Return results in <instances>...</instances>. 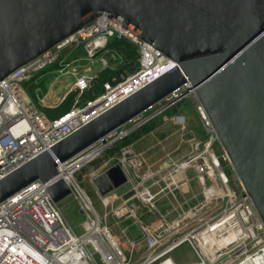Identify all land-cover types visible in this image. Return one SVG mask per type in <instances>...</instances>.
I'll use <instances>...</instances> for the list:
<instances>
[{
	"label": "built area",
	"instance_id": "built-area-1",
	"mask_svg": "<svg viewBox=\"0 0 264 264\" xmlns=\"http://www.w3.org/2000/svg\"><path fill=\"white\" fill-rule=\"evenodd\" d=\"M111 37L124 39L136 48L139 66L132 74L121 76L116 84L105 83L103 92L84 104H79L76 98L72 108L56 118H49L32 102L23 82L32 80L54 64L57 69L44 74L52 71L63 74L77 62L95 59L103 54ZM103 63L106 66L107 60ZM176 65L159 50L100 14L90 24L0 81V179ZM93 78L78 75L69 91H77L80 95L90 87ZM187 97L193 99L205 142H189L190 152L182 161L166 156L158 171L135 155L134 142L103 159L106 162L90 174L91 182L109 166L118 163L126 175L125 183H130L123 195H117L114 189L101 196L94 186L105 209L109 208L103 216L73 174L115 146L117 142L106 141L125 125L106 136L104 141L57 164L59 176L70 186V195L77 200L85 216L82 236L75 233L40 181L28 184L0 202V264H95L88 245L104 264H157L183 244L196 254L197 264H254L255 260L264 264L263 223L243 188L239 187V193L230 188L220 158L214 151V145L219 143L214 128L189 82L149 108L147 111L158 109L139 124ZM142 114L128 123L136 122ZM185 120L183 115H177L174 121L184 126ZM190 170L203 188L204 199L201 203L196 199L185 208L177 206L170 218L157 207L155 200L159 195L168 199L190 185ZM211 204L213 208L220 206L221 211L201 218ZM109 216L114 221L131 218L138 226L139 241L147 250L137 259L130 258L114 237L107 224ZM136 245V242L131 243L132 252Z\"/></svg>",
	"mask_w": 264,
	"mask_h": 264
},
{
	"label": "water",
	"instance_id": "water-1",
	"mask_svg": "<svg viewBox=\"0 0 264 264\" xmlns=\"http://www.w3.org/2000/svg\"><path fill=\"white\" fill-rule=\"evenodd\" d=\"M100 14L177 65L1 178L0 202L35 181L70 196L58 163L189 82L264 226V0H0V81ZM126 181L118 163L92 180L101 196Z\"/></svg>",
	"mask_w": 264,
	"mask_h": 264
},
{
	"label": "rangeland",
	"instance_id": "rangeland-1",
	"mask_svg": "<svg viewBox=\"0 0 264 264\" xmlns=\"http://www.w3.org/2000/svg\"><path fill=\"white\" fill-rule=\"evenodd\" d=\"M102 57L103 54L97 56L93 60H82L77 62V64H74L66 69L63 74L55 71L46 74L40 72L36 74L32 80L23 82V86L26 88V92L30 96L32 102L42 110L56 107L70 92L69 90L72 89L78 75L95 77L96 73L104 67L103 61L106 62V60ZM51 68L52 66L46 68L45 70L48 71ZM41 99H43V103L41 102ZM157 109L153 108L152 110L143 113L142 116L134 123H127L124 127L114 132L113 135L106 141L134 142L132 149L135 155H137L140 159H144L145 164L150 166L154 171H158L159 167L163 164L166 160V156L168 155L176 160H184L185 156L191 149L189 142H205L200 120L191 97L185 98L178 105L167 109L163 115L156 118L154 122L148 123L145 128H148V130L150 128V131L145 132V130L138 133V128L141 126L144 127L146 124H139L142 119L146 118ZM177 115H183L186 118L184 126L175 123L174 120ZM216 142H219L218 139ZM214 151L220 158L222 169L229 179L230 188L239 193V187H241V185L235 176L229 161L227 158L222 156L225 155V153L219 143L214 145ZM107 154L108 152H104L95 162L85 165L82 169L73 174L74 179L86 192L94 208L102 216L106 209L102 204L99 195L95 191V187L90 179V174L94 169H96L98 164L100 166L102 162L108 158ZM193 176V172L191 170L188 171V177L191 180L190 185L184 186L180 192L175 193L173 196H169L168 199L164 198L163 195L157 196V199L155 200L157 207L163 213L167 214L168 217L172 218L174 216V208L177 206L185 208L187 205L193 204L196 199L199 203L203 201V188ZM128 187L130 188L129 182L123 184L115 190L116 194H125ZM219 204H221V202H219ZM58 206L61 208L62 214L69 222L75 233L78 236H82L84 233L85 216L82 212H80L81 208L77 200L70 195L58 202ZM213 207L214 204L206 207V211L202 214L201 218H206L211 213L217 214L221 211L220 206L216 208ZM106 212H109V208ZM147 216L148 213L145 210V218ZM107 224L113 231L114 237L119 241L120 246L126 251L130 245L128 246V236H125L122 233L125 221H121V219L114 221L109 216L107 218ZM88 249V252L93 256L95 264H104L100 256L93 250L92 246L88 245ZM145 249L147 250V247L142 244L140 246V250L145 251ZM174 251L177 252V256L183 255L184 258H173L175 263H181L183 261H188L189 259L191 260L190 264L198 263L196 254L187 244H183ZM129 253L130 249L127 251V255H129ZM171 263L172 261L167 256L157 264Z\"/></svg>",
	"mask_w": 264,
	"mask_h": 264
},
{
	"label": "trees",
	"instance_id": "trees-1",
	"mask_svg": "<svg viewBox=\"0 0 264 264\" xmlns=\"http://www.w3.org/2000/svg\"><path fill=\"white\" fill-rule=\"evenodd\" d=\"M103 57L107 60V65L96 73L95 77L91 81L90 87L87 90L82 92L80 95L77 91L69 92L65 99L56 107L48 109L46 108L44 110L38 106L37 107L49 118H56L57 116L69 111L77 97L79 99V104H83L88 100H92L103 92L105 83L116 84L121 80V76L132 74L139 66V55L136 52V48L124 39H118L115 37L111 38L108 41L105 51L103 52ZM51 69H57V64L52 65ZM45 72L46 70L43 71V73ZM162 115L163 113L147 121L144 127L141 126L138 128V133L145 130V132L150 131V128L149 130L148 128H145L146 125L148 123L154 122L156 118L159 116L161 117ZM131 143L133 142H117L115 146L111 147L107 151V157L114 155V152L119 148Z\"/></svg>",
	"mask_w": 264,
	"mask_h": 264
},
{
	"label": "crops",
	"instance_id": "crops-1",
	"mask_svg": "<svg viewBox=\"0 0 264 264\" xmlns=\"http://www.w3.org/2000/svg\"><path fill=\"white\" fill-rule=\"evenodd\" d=\"M103 159V158H102ZM106 161H103L102 162V164L101 165H103L104 163H105ZM100 165V166H101ZM99 166V164L97 165V167ZM128 189V188H127ZM127 191V190H126ZM123 194V193H122ZM124 221H125V225H124V227H123V232L126 234L125 236H128V248H127V250H126V253H127V251L131 248V243L132 242H136L137 243V245H136V247H135V250L132 252L131 250V252L129 253V257L131 258H133V259H137L138 258V256L143 252V251H141L140 250V246L143 244L141 241H139L140 240V238H141V233L139 232V228H138V226L136 225V224H134L132 221H131V218L129 219V218H125L124 219ZM122 232V233H123ZM143 246H145L144 244H143ZM146 250V249H145ZM192 250V249H191ZM177 254V252L176 251H174V252H171L169 255H168V257L170 258V260L173 262V264H190L191 263V260L189 259L188 261H183V262H181V263H175L174 262V259H180V258H182V259H184L183 258V255L182 256H177L176 255ZM174 258V259H173ZM187 260V259H186Z\"/></svg>",
	"mask_w": 264,
	"mask_h": 264
},
{
	"label": "bare ground",
	"instance_id": "bare-ground-1",
	"mask_svg": "<svg viewBox=\"0 0 264 264\" xmlns=\"http://www.w3.org/2000/svg\"><path fill=\"white\" fill-rule=\"evenodd\" d=\"M254 264H260V262H259V261H257V260H255Z\"/></svg>",
	"mask_w": 264,
	"mask_h": 264
}]
</instances>
